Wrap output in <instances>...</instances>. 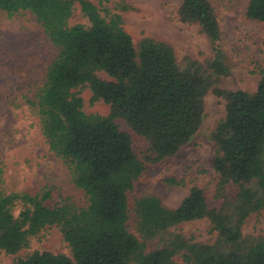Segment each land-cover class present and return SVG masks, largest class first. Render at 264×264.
Segmentation results:
<instances>
[{
    "label": "trees",
    "instance_id": "trees-1",
    "mask_svg": "<svg viewBox=\"0 0 264 264\" xmlns=\"http://www.w3.org/2000/svg\"><path fill=\"white\" fill-rule=\"evenodd\" d=\"M77 5L85 22H71ZM126 9L113 0H0V11L8 15L34 16L56 51L41 85L24 103L84 198L79 204L60 194L49 203V188L0 191V253L16 254L31 237L55 226L70 255L34 251L13 264H264V237L242 232L247 218L264 208V69L252 91L216 85L230 66L210 0H181L177 11L181 22L197 25L211 42L208 70L195 61L180 66L164 41L144 38L135 45L123 25ZM245 15L264 22V0H248ZM83 88L91 92L90 104L103 101L109 113L85 112ZM210 91L225 109L212 131L214 198L220 205H210L198 186L176 208L155 194L139 196L132 207L139 237L129 230L128 194L149 165L175 154L195 135ZM117 119L147 141L143 157ZM203 218L219 244L192 243L168 232ZM162 236L164 243L151 250L140 240ZM179 252L181 262L175 260Z\"/></svg>",
    "mask_w": 264,
    "mask_h": 264
},
{
    "label": "rangeland",
    "instance_id": "rangeland-1",
    "mask_svg": "<svg viewBox=\"0 0 264 264\" xmlns=\"http://www.w3.org/2000/svg\"><path fill=\"white\" fill-rule=\"evenodd\" d=\"M126 4L122 12L123 25L135 45L144 38L164 41L171 45L180 66L195 61L202 69L213 57L211 42L195 24H185L178 18L181 0H113ZM220 26L219 45L229 72L216 83L226 89L254 90L259 80L258 71L264 69V22L245 15L248 0H210ZM77 5L71 22H85ZM52 47L34 16L28 12L8 15L0 11V191L20 190L36 192L50 189L54 202L60 194L69 195L82 204L83 194L71 183L63 161L50 151L40 133L37 117L24 103L39 87L50 61L55 56ZM208 70V69H207ZM103 79H110L104 72ZM83 109L87 113H109V104L97 101L90 104L89 88L80 91ZM204 114L200 128L191 140L175 154L155 165H149L128 194L130 207L129 230L141 237L132 210L135 198L155 194L169 208H176L198 186L212 206H219L214 198L216 173L212 168L215 146L212 131L225 115L224 101L211 91L204 97ZM121 130L132 137L135 152L143 157L147 141L134 133L122 119H117ZM173 178L176 182H169ZM185 240L200 244H219L217 232L208 219L189 220L168 230ZM243 235L264 237V208L250 215L242 226ZM146 250L164 243L165 238L140 239ZM34 251H50L70 255V249L55 226L46 227L30 238L27 247L16 254L0 253V264H13L19 257ZM182 261V252L175 255Z\"/></svg>",
    "mask_w": 264,
    "mask_h": 264
}]
</instances>
